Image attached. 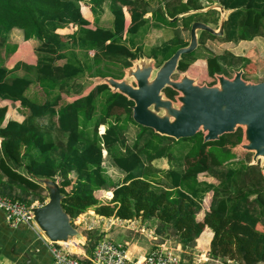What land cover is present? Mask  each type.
I'll list each match as a JSON object with an SVG mask.
<instances>
[{"label":"trees","instance_id":"obj_1","mask_svg":"<svg viewBox=\"0 0 264 264\" xmlns=\"http://www.w3.org/2000/svg\"><path fill=\"white\" fill-rule=\"evenodd\" d=\"M216 3L231 12L224 22L223 36L201 31L198 48L181 56L179 73L203 59L209 77L228 78L231 70H242L247 59L208 50V56L201 59L200 47L219 38L235 44L264 38V0ZM81 4L90 5L96 22L107 5L112 27L90 28L91 23L83 16L87 8ZM125 9L130 15L129 25ZM203 9L201 0H161L155 10L147 0H0V51L6 48L10 52L14 30L22 33L24 41L39 43L36 66L19 63L9 70L0 64V100L19 103L27 112L23 122L4 124L7 110L0 108V196L30 206L36 201L44 205L43 181L60 179L62 207L73 222L89 210L123 221L141 219L154 223L158 237L174 238L184 251L197 244L207 249L210 235L203 232L209 229L213 233L212 260L264 264V168L240 161L236 150L225 149L224 136L205 143L201 132L181 139L190 143V148L180 160L175 153L177 140L135 123V104L124 95L113 93L106 84L82 95V79L122 80L125 70L143 53L137 38L150 28L178 29L181 23L183 30L191 31L195 22L219 27L218 10L170 21ZM148 14L151 17L147 18ZM68 27L73 30L71 34L58 33ZM189 42L175 35L153 47L149 58L162 66ZM61 61L64 63L59 64ZM36 85L47 98L42 103L29 96ZM164 92L172 101L177 94L171 88ZM64 95L81 97L63 103ZM131 124L138 133L129 144L126 132ZM100 126L106 127V131L102 127L103 135L98 132ZM241 140L239 137L238 142ZM162 159L168 161V169L153 166ZM110 169L125 175L121 183L112 179ZM201 174L218 183L199 181ZM102 190L113 192L112 201L104 204L95 196ZM210 193L209 210L200 221L198 215ZM98 233L87 237L88 255L103 238Z\"/></svg>","mask_w":264,"mask_h":264},{"label":"water","instance_id":"obj_2","mask_svg":"<svg viewBox=\"0 0 264 264\" xmlns=\"http://www.w3.org/2000/svg\"><path fill=\"white\" fill-rule=\"evenodd\" d=\"M209 10L220 11L219 29L215 30L202 22H195L191 27L189 45L179 49L164 62L152 84H149L150 76L147 73L142 76L136 74L138 88H132L125 81L120 82L112 78L98 79L104 81L102 84L108 85L113 93L122 94L134 102L135 123L152 129L161 136L179 141L192 138L201 132L204 135V142L207 143L218 141L225 134L235 132L240 125L245 126L247 144L243 146V149L255 152L254 163L257 164L258 159L264 156V82L255 85L247 84L242 79V70L235 73L234 80H229L223 75H216L219 78V85L211 88L196 87L193 80L188 77L187 80L184 77L180 82L172 80V76L177 72L181 56L191 54L198 48L199 33L207 31L222 37L226 18L224 9L213 5V7L191 11L170 20L174 22L180 17ZM167 88L182 93L179 110L172 109V100L162 99L163 92ZM153 107L169 111L174 121L157 117L151 112ZM43 183L50 187L49 201L42 207H35L33 212L37 223L48 235V239L51 242H68L75 237L83 238L62 207L63 195L59 187L52 180H44Z\"/></svg>","mask_w":264,"mask_h":264},{"label":"rangeland","instance_id":"obj_3","mask_svg":"<svg viewBox=\"0 0 264 264\" xmlns=\"http://www.w3.org/2000/svg\"><path fill=\"white\" fill-rule=\"evenodd\" d=\"M149 1L152 10H155L159 7L161 0H147ZM186 2V0H183ZM217 0H201L204 8H208L210 6L213 7V4L215 6ZM88 5V4H85ZM106 11H108L107 5H105ZM108 9V10H107ZM127 11V9H125ZM104 10L103 15L106 13ZM219 11V10H218ZM231 12H225V18L230 14ZM101 16V18L103 17ZM112 16V15H111ZM151 17V14L147 15V18ZM179 28H171V27H165L162 29H155V28H150L147 32L144 34H141L137 38V42L143 47V53L140 54L139 59L134 61L132 63V67L125 70V75L122 80H119L120 82H126L129 86L132 88H138V83L136 79V74L139 76L145 75L146 73L149 74V84H152L154 80L156 79L158 73L160 72L161 66L158 63V61L149 58L150 50L153 47L160 46L162 43L172 39L175 35H180V37L183 38V40H190V31L189 30H183L181 27V23H179ZM213 29L218 30L219 27L217 26H211ZM68 33L72 32V28L68 27ZM66 32V31H64ZM205 50H208L210 53L212 52L213 54L220 55L224 53H233L235 55H240L245 57L247 60H245L242 72V79L249 85H255L258 83L264 82V38H256L252 43L249 44H242L238 45L235 43L231 42H226L225 39H216V40H211L207 41L205 46H201L199 52V57L202 59V57L208 56ZM92 55V53H91ZM93 56V55H92ZM202 56V57H201ZM249 60V61H248ZM202 59V63L198 65L199 63H194L190 66L187 72L185 74L179 73L178 71L174 73L172 76V80L174 82H180L184 77H188L194 82V86L200 87V88H206V87H214L215 85H219V78H211L208 76V71H207V64L206 61ZM64 62H59V64H63ZM241 70V69H240ZM239 71V70H238ZM230 72V71H229ZM141 73V74H140ZM233 70H231L230 75L227 79L229 80H234L235 74ZM81 84L84 85V91L82 95L84 96L85 94H88L94 87H96L99 84L104 83V81L99 80L98 78H85L80 81ZM114 90V89H113ZM116 92V91H115ZM29 96L31 98H34V100L39 101V102H44L47 98L42 91V89L36 85L33 86L29 92ZM81 97L80 96H63V103H68L72 102L73 100ZM180 97H182V93L177 91V94L174 97V100L171 101L172 103V109L173 110H179L181 107V101ZM162 99L164 101L167 100V96L165 92H163ZM19 104V103H18ZM151 112H153L157 117L160 118H168L170 121H174V118L169 114V111L165 109H157L156 107H153ZM246 127L245 126H238L236 128V131L230 134H225V149L227 150H236L238 152V157L239 160L242 161L244 164H250L252 166H258L260 170L264 168V156H261L260 159H258L257 164L255 162V152H250L248 150L243 149V146L247 144L246 141ZM106 131V127H105ZM104 131V133H105ZM98 132L100 135H103L104 133L102 132V126L99 127ZM203 132V131H202ZM138 133V128L134 125L129 126V130L126 132V138L127 142L129 144H132L134 140L136 139V135ZM241 137L242 140L241 142H238V138ZM236 146V148H235ZM190 148V143L180 140L176 141V146H175V153L178 154L177 158L180 160H183L187 150ZM235 148V149H234ZM254 163V164H253ZM155 166L158 168H169V163L166 159L162 160H157L155 161ZM206 178H208L206 176ZM216 180V179H215ZM217 181V180H216ZM54 182L58 187H59V182L60 179H56ZM218 183V181H217ZM43 187L45 188V191L43 192L42 196L46 198L45 204L49 201V192H50V187L46 186L44 183ZM212 195V194H211ZM105 200L101 201L104 202ZM211 201V197L207 196L205 199V202L203 206L205 205L208 207L209 203ZM44 204V205H45ZM36 207H42L44 205H41L39 201L34 202ZM205 207V208H206ZM204 208V207H203ZM87 214V213H85ZM82 215L79 218L75 220L74 226L75 228L80 232L81 235H83V238L81 239L82 242L87 243L88 242V235L94 231L95 229V222H89V217L94 216V214H89V217L86 215ZM103 218V217H102ZM99 223V219H95ZM103 224V223H102ZM91 228V230H90ZM96 230L95 232H97ZM98 233V232H97ZM99 234V233H98ZM85 238V239H84ZM206 240H208V236H205ZM75 240V239H74ZM160 241H163L166 245L169 244H175L179 245L181 248L182 246L176 242V240L173 239H162L159 237ZM78 241V240H77ZM60 244V243H59ZM162 244V243H161ZM61 245V244H60ZM62 246V245H61ZM209 248V247H208ZM207 248V249H208ZM88 249V244H86V248ZM183 249V248H182ZM206 246L203 249H200L198 247V244L196 245L195 248L193 249H187V253L184 255L185 258H190V255L194 254H202L205 253L207 250ZM184 250V249H183ZM2 260V259H1ZM0 260V264H8V263H3Z\"/></svg>","mask_w":264,"mask_h":264},{"label":"crops","instance_id":"obj_4","mask_svg":"<svg viewBox=\"0 0 264 264\" xmlns=\"http://www.w3.org/2000/svg\"><path fill=\"white\" fill-rule=\"evenodd\" d=\"M84 6L87 8V14L83 16L91 23L90 28L95 29L97 27H112L113 18L108 9V11H106V8H104L106 13L104 15L102 14L103 17H100L99 21L96 22L95 17L91 12L90 5L81 4L82 8ZM125 13L127 24L129 25L130 15L127 13L126 10ZM68 29L69 28L60 30L58 33L62 35L71 34L72 32L68 33ZM253 41H243L240 42L238 45L249 44ZM38 45L39 43L36 40H30L27 42L24 41L22 33L18 30H14L12 33V40L9 45L10 52H7L6 48L0 51V64H2V66L9 70H13L19 63L26 64L29 66H36V49ZM196 63H202V60H198L196 61ZM0 108H6L7 110L4 124H7L9 121L23 122L26 119L27 112L18 103L12 104L11 102L0 100ZM154 163L153 166L155 168H158L157 166H155ZM165 169L166 168H163L162 170ZM110 170V175L112 176V179L115 182L121 183L125 178V175L120 174V172H117L114 169ZM206 176L208 178H206ZM199 181H206L208 183L217 184V181L207 174H201L199 176ZM106 194L114 196L111 190L98 191L95 193V196L100 201L105 200L103 203L106 204L110 202L104 198V196H107ZM207 196H210L212 199L211 193ZM210 203L208 207H206L205 205L203 206L204 208L202 212L198 215V220L202 221L204 219L205 213L209 210ZM92 212L94 213V216L89 217V214H92ZM85 215L89 217V222H97L95 225V229L92 231L98 230L97 232H99V234H101L103 238L112 240L113 242L118 244H125L128 248V256L130 259H135L139 257L144 258L149 252H151L155 248V246L159 245L160 243H164L160 241L159 237L156 235L157 226L154 223H143L141 219L134 221H123L115 219L114 217L102 218L101 216L96 215L93 210H89ZM95 219H99V223ZM205 233L210 235L208 245L209 248L207 249V251H210V244L213 239V233L209 229H206L203 232V234ZM203 234L201 236H203ZM46 239L47 238H45L43 234H39L33 228L28 226L20 225L17 228L10 227L6 221L5 213L0 210V260L2 259L1 261L3 263L53 264V256L51 254V251L49 250ZM82 241L71 239L67 243L63 244V247L67 248L72 253L77 254L79 256H88L87 250L85 249L87 243H84ZM218 264L224 263L219 262Z\"/></svg>","mask_w":264,"mask_h":264},{"label":"built area","instance_id":"obj_5","mask_svg":"<svg viewBox=\"0 0 264 264\" xmlns=\"http://www.w3.org/2000/svg\"><path fill=\"white\" fill-rule=\"evenodd\" d=\"M93 55V53H92ZM111 199V198H110ZM35 205L14 200L10 197L0 196V210L6 215V221L10 227L17 228L20 225L33 228L41 233L35 223L33 209ZM75 223V221H74ZM91 230V228H90ZM42 234V233H41ZM49 250L53 256V264H218L219 261L211 259L208 252L190 255L179 245L160 243L144 258L130 259L128 248L125 244H118L112 240L102 238L95 245L94 250L88 256H79L67 248L46 239ZM224 264H236L228 260Z\"/></svg>","mask_w":264,"mask_h":264},{"label":"bare ground","instance_id":"obj_6","mask_svg":"<svg viewBox=\"0 0 264 264\" xmlns=\"http://www.w3.org/2000/svg\"><path fill=\"white\" fill-rule=\"evenodd\" d=\"M188 78H187V76H186V80H187ZM221 85V84H220ZM35 223H36V225H37V227L39 228V230H40V232L43 234V236L45 237V238H49L48 237V235L46 234V232L40 227V225L37 223V221H36V219H35ZM73 239H75V240H78V241H81V239H82V237H75V238H73ZM49 240V239H48ZM54 243H57V244H62V246H64L63 244H65V243H67V242H63V241H60V242H54Z\"/></svg>","mask_w":264,"mask_h":264},{"label":"clouds","instance_id":"obj_7","mask_svg":"<svg viewBox=\"0 0 264 264\" xmlns=\"http://www.w3.org/2000/svg\"><path fill=\"white\" fill-rule=\"evenodd\" d=\"M205 9H207V8H205ZM220 12V11H219ZM192 15V14H191ZM186 16H188V15H186ZM147 17V16H146ZM184 17V16H183ZM105 156H107V153L106 152H104V157ZM104 198L106 199V200H108V201H112V199H113V196L111 195V197H108V196H104ZM111 198V199H110ZM84 215V214H83ZM82 216V215H81ZM73 224H74V222H73ZM209 254H210V251H207Z\"/></svg>","mask_w":264,"mask_h":264}]
</instances>
